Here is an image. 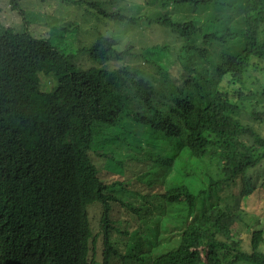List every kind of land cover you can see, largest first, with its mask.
Masks as SVG:
<instances>
[{
  "label": "trees",
  "instance_id": "16d2710c",
  "mask_svg": "<svg viewBox=\"0 0 264 264\" xmlns=\"http://www.w3.org/2000/svg\"><path fill=\"white\" fill-rule=\"evenodd\" d=\"M170 1L196 13L148 21L177 36L159 37L162 44L136 55L131 45L121 50L116 38L98 37L73 56L48 35L34 34L20 0H10L24 25L0 31V264H88L97 239L92 204L99 208L106 258L121 238L120 253L140 264H264V216L248 244L237 229L249 215L239 197L255 189L249 171L264 162L257 127L264 123V0H246L243 7L227 0ZM90 7L113 22L135 24L98 2ZM229 17H239L234 26L227 25ZM80 52L90 67L75 63ZM95 137L100 157L137 169L143 160L130 148L151 145L155 151L144 163L164 172L145 186L141 171L101 180L90 156ZM159 138L177 145H161ZM130 181L141 187L133 202L118 203L130 213L126 223L136 218L152 223L161 238L177 235L154 257L144 248L125 250L130 234L143 229L139 220L118 228L119 221H111L118 199L109 190L121 191ZM236 185L238 198L230 202Z\"/></svg>",
  "mask_w": 264,
  "mask_h": 264
},
{
  "label": "rangeland",
  "instance_id": "374dc122",
  "mask_svg": "<svg viewBox=\"0 0 264 264\" xmlns=\"http://www.w3.org/2000/svg\"><path fill=\"white\" fill-rule=\"evenodd\" d=\"M77 1H80L77 3ZM225 1V0H224ZM230 2L240 3L241 0H228ZM98 2L102 5V9L106 12L111 13V11L119 12L127 17H133L135 19V24L133 26L119 24L117 22L111 21V19H106L97 14L94 8L90 7L91 3ZM232 3V4H235ZM19 5L25 10L27 20L31 23L29 27L32 28L34 34L46 36L56 47L62 49L64 53L71 54L75 56L77 50L89 47L98 37H113L116 38L117 46L123 50L127 45H131L132 52L136 55L143 48H150L154 44H162V40L165 35L177 36L173 31L168 32L166 28L160 27L159 25H153L148 21L159 16L169 15L174 20H182L187 17H191L196 13V10H192L190 7L185 6H175L170 0H20ZM124 6V8H123ZM193 13V14H192ZM191 15V16H190ZM187 20V19H186ZM24 25L15 11L10 8V0H0V31L13 28L14 30L22 29ZM66 29L63 34L62 30ZM165 29V30H164ZM169 29V28H168ZM160 37V38H159ZM162 42V43H161ZM75 63L80 65L82 68H88L92 65V62L88 59L87 55L83 52L77 54L74 58ZM137 64L142 63L141 60L136 61ZM136 64V66H137ZM97 66L102 64H96ZM135 66V64H133ZM100 67V66H99ZM103 67V66H102ZM150 73V70H148ZM47 83V87L54 86L51 79H43ZM261 83L264 85V78ZM257 127L264 135V123L257 124ZM98 137L94 138L91 144L90 156L92 163L99 170V175L102 179L122 178L131 173H146V182L151 181L154 177L157 180V175L164 172L162 167H156L154 164L144 163L150 152L155 151L151 145H147L143 142V147L145 149L134 151V157L143 160L141 165L137 169L135 165L129 164L125 161L122 165L114 163L110 160H104L99 156V149L102 146H96V140ZM161 145H168L170 143L176 144L177 142L172 139H161L158 140ZM101 144H104L100 141ZM156 146V145H155ZM96 147V151L92 149ZM161 150V148H159ZM110 153V152H109ZM111 156V155H110ZM249 175L252 177L253 182H255L254 191L246 197H239V204L244 208V211L249 214L245 217L244 221L239 227H237L239 234L243 243H249V233L253 230L258 229V223H260V218L264 216V162L251 171ZM133 177L128 178L131 180ZM126 180V179H124ZM153 183V181H152ZM141 186L133 185L130 181L126 188L121 191L109 192L118 199V202L111 203L112 218L113 220L119 221L115 226L118 228L125 224L131 225L134 221L141 223L143 229L141 232L139 228L132 232L125 243V250L134 251L140 248H147L154 241L155 247L152 249V257L157 255L160 251H165L177 239L175 233H164V237L161 238L160 235H154L155 229L151 227L152 223L144 222V220L136 219L129 223L126 221L131 220L129 212L123 211L120 204L131 203V195L135 194L134 191ZM108 193V192H107ZM239 187L238 185L230 189V194L232 197L229 198L231 202L233 198H238ZM208 194L205 195L207 197ZM95 204H92L88 208L90 211V222L94 226L93 233L97 235L96 239V252L93 255L94 261L99 264L100 262V251H101V237L98 233V219L99 210L98 208H92ZM151 214L153 218L159 216L158 211H152ZM147 215L146 211L139 214V218ZM162 219H169L168 213H162ZM258 218V219H257ZM144 223V225H142ZM162 233V231H161ZM154 235V236H153ZM164 244L166 246H164ZM164 248V249H163ZM260 251L264 252V244L260 245ZM111 264H124L119 258H114ZM132 264V263H131Z\"/></svg>",
  "mask_w": 264,
  "mask_h": 264
},
{
  "label": "clouds",
  "instance_id": "9594fccd",
  "mask_svg": "<svg viewBox=\"0 0 264 264\" xmlns=\"http://www.w3.org/2000/svg\"><path fill=\"white\" fill-rule=\"evenodd\" d=\"M245 1L246 0H241V2L240 3H235V2H230V1H226L227 3H229V4H232V3H235V4H232V5H234V6H237V7H243L244 5H245ZM239 19V17H235L234 18V20L237 22V20ZM229 20H230V22H228V24L227 25H229V26H234V20H233V18H230L229 17ZM235 38H237V37H235ZM104 159V158H103ZM105 160V159H104ZM92 161V160H91ZM106 161V160H105ZM97 171H98V176H99V178L101 179V180H103V181H105V182H112V180L113 179H117V178H114V177H111V179H109V178H107V179H102L101 177H100V175H99V170H98V168H97ZM98 208V206L97 205H94L92 208ZM98 210H99V208H98ZM113 210V209H112ZM111 214H112V212H111ZM111 221H112V224H115L116 225V220H113V218L111 219ZM126 223V222H125ZM111 224V223H110ZM121 229V228H120ZM119 229V230H120ZM118 230H116V232H117ZM117 235H120L119 234V232H117L116 233ZM47 238H50V239H52L53 241H55V242H58L59 241V238L60 237H58V236H54V235H50V236H48ZM152 244H154V241H153V243ZM102 245V244H101ZM122 246H124V244H123V241H122V239L121 238H118V242L117 243H114L113 245H111V251H110V253H109V256H108V258H106L105 257V254H104V251H103V247L101 246V251H100V262H99V264H104L103 262L104 261H106V264H111V262H112V260L114 259V258H119V259H121V261H123L124 262V264H140V263H136V262H134L133 260H134V258H133V256H124L123 254H121L120 253V249H122ZM151 245H149L147 248H144V249H146V250H150V257H152V249H153V247H155V244L152 246V248L151 249H149V247H150ZM92 247V246H91ZM145 250V251H146ZM102 251H103V254H102ZM92 252V254L94 255L95 254V252H96V244H95V250H94V252L93 251H91ZM91 252H89V257H86V259H87V263L88 264H97L95 261H94V259H93V255L91 254ZM154 257V256H153ZM149 259V258H148Z\"/></svg>",
  "mask_w": 264,
  "mask_h": 264
}]
</instances>
